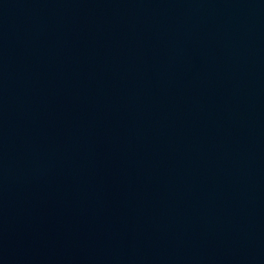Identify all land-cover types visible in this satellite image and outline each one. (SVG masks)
<instances>
[{
  "label": "water",
  "instance_id": "water-1",
  "mask_svg": "<svg viewBox=\"0 0 264 264\" xmlns=\"http://www.w3.org/2000/svg\"><path fill=\"white\" fill-rule=\"evenodd\" d=\"M0 264H264V0H0Z\"/></svg>",
  "mask_w": 264,
  "mask_h": 264
}]
</instances>
